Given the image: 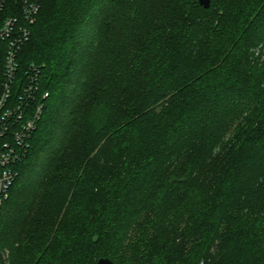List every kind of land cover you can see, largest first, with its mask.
I'll return each mask as SVG.
<instances>
[{"label": "trees", "instance_id": "obj_1", "mask_svg": "<svg viewBox=\"0 0 264 264\" xmlns=\"http://www.w3.org/2000/svg\"><path fill=\"white\" fill-rule=\"evenodd\" d=\"M31 64L0 264H264V0H44Z\"/></svg>", "mask_w": 264, "mask_h": 264}, {"label": "built area", "instance_id": "obj_2", "mask_svg": "<svg viewBox=\"0 0 264 264\" xmlns=\"http://www.w3.org/2000/svg\"><path fill=\"white\" fill-rule=\"evenodd\" d=\"M44 0H0V208L9 199L17 166L27 158L49 93L42 70H22L20 54L32 37Z\"/></svg>", "mask_w": 264, "mask_h": 264}, {"label": "water", "instance_id": "obj_3", "mask_svg": "<svg viewBox=\"0 0 264 264\" xmlns=\"http://www.w3.org/2000/svg\"><path fill=\"white\" fill-rule=\"evenodd\" d=\"M198 2L200 6L203 7L204 9H210L212 0H198ZM98 264H114V263L109 259L102 258L98 261Z\"/></svg>", "mask_w": 264, "mask_h": 264}, {"label": "rangeland", "instance_id": "obj_4", "mask_svg": "<svg viewBox=\"0 0 264 264\" xmlns=\"http://www.w3.org/2000/svg\"><path fill=\"white\" fill-rule=\"evenodd\" d=\"M8 258V256H6Z\"/></svg>", "mask_w": 264, "mask_h": 264}]
</instances>
